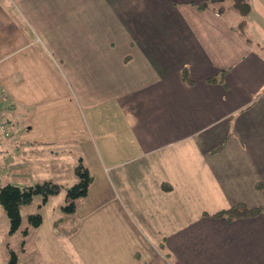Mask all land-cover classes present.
Masks as SVG:
<instances>
[{"label":"crops","instance_id":"1","mask_svg":"<svg viewBox=\"0 0 264 264\" xmlns=\"http://www.w3.org/2000/svg\"><path fill=\"white\" fill-rule=\"evenodd\" d=\"M212 1L0 0L1 106L33 124L8 120L1 158L66 187L88 165V195L51 220L81 226L79 264H264V213L205 214L264 205V48Z\"/></svg>","mask_w":264,"mask_h":264},{"label":"rangeland","instance_id":"2","mask_svg":"<svg viewBox=\"0 0 264 264\" xmlns=\"http://www.w3.org/2000/svg\"><path fill=\"white\" fill-rule=\"evenodd\" d=\"M232 1L233 5H231ZM234 1L236 0H226L228 9H224V14H231L232 9L236 7L237 14L238 16L241 14V17H239L235 28L239 29V32L247 38L250 37L256 40L257 37L260 36L259 45L264 48V36L261 31L264 30V0H244L251 4L250 13L244 18L237 5H234ZM213 2L216 1L213 0L212 3ZM218 10H220L219 7L217 11ZM243 20H246V26L242 24ZM5 111L8 116L6 118L12 123L15 135L18 129L29 132V128L33 126L30 120L31 112L17 117L13 114L11 106ZM12 135L13 133L11 136ZM0 139L5 141L10 140L9 138H4L2 135H0ZM1 155L2 151L0 150V183L2 185L7 182H12L21 186H27L44 180H52L51 178H39L38 173H36L35 165L31 164L29 170L28 168H19L20 164L18 162L11 163V157L2 160ZM64 196L65 193L61 191L59 195L56 194L51 196L50 201L45 203H43V199L40 195L35 196L31 203L21 207L22 223L15 232L10 231V219L3 207H0V264H11L13 250L17 254L18 264H79L78 260H73L72 253L76 249L74 241L75 237H79L82 231L81 226L76 231L72 222L69 228L71 229V236H73V238L66 240L63 233L64 228L58 227L57 230L53 227L54 221L51 222L53 217L59 215L60 212L64 213L61 206L60 211L58 208L59 201H64L65 204ZM217 197L220 199L224 198V201H218L219 205H226L229 203L224 206L225 208H229L233 205L229 200L231 197ZM258 199H264V196L262 197L255 194L251 197L253 201H257ZM214 205L215 201L211 196L203 198L200 200L199 204L201 208L212 207ZM224 207L223 209H225ZM35 213H41L43 216V221L39 226L32 225L30 221V215ZM177 213V211H166L165 218H172ZM98 231L99 234H104L105 228H100ZM92 236H94V234Z\"/></svg>","mask_w":264,"mask_h":264},{"label":"trees","instance_id":"3","mask_svg":"<svg viewBox=\"0 0 264 264\" xmlns=\"http://www.w3.org/2000/svg\"><path fill=\"white\" fill-rule=\"evenodd\" d=\"M236 5L242 13L243 18L247 17L251 11V4L248 1L236 0ZM246 20L242 21L245 25ZM186 76V74H185ZM211 80H215L213 77ZM77 180L70 186L66 187L55 180H44L32 185L21 186L12 182L5 184L0 183V207H3L8 218L10 219V231L15 232L22 223L21 207L33 201L34 197L40 195L43 203L48 202L51 196L58 195L65 188V204L61 202L60 206L65 215L74 214L77 211L78 200L88 195L89 187L93 181V176L88 165L80 159L75 168ZM264 213L263 204H249L247 201H239L229 208L221 209L213 214L205 212L216 218H227L235 220L237 218L256 217ZM31 224L39 226L43 221L41 213L30 215ZM27 233V230H26ZM11 264H18L17 254L13 250Z\"/></svg>","mask_w":264,"mask_h":264},{"label":"built area","instance_id":"4","mask_svg":"<svg viewBox=\"0 0 264 264\" xmlns=\"http://www.w3.org/2000/svg\"><path fill=\"white\" fill-rule=\"evenodd\" d=\"M11 134L10 122L3 112L0 100V135H2L4 138H10Z\"/></svg>","mask_w":264,"mask_h":264},{"label":"clouds","instance_id":"5","mask_svg":"<svg viewBox=\"0 0 264 264\" xmlns=\"http://www.w3.org/2000/svg\"><path fill=\"white\" fill-rule=\"evenodd\" d=\"M4 112V111H3Z\"/></svg>","mask_w":264,"mask_h":264}]
</instances>
